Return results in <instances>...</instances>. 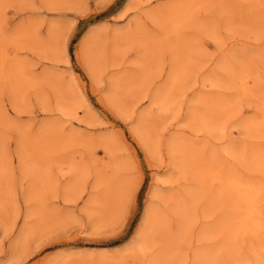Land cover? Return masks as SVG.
<instances>
[{"label":"rangeland","instance_id":"obj_1","mask_svg":"<svg viewBox=\"0 0 264 264\" xmlns=\"http://www.w3.org/2000/svg\"><path fill=\"white\" fill-rule=\"evenodd\" d=\"M0 264H264V0H0Z\"/></svg>","mask_w":264,"mask_h":264},{"label":"bare ground","instance_id":"obj_2","mask_svg":"<svg viewBox=\"0 0 264 264\" xmlns=\"http://www.w3.org/2000/svg\"><path fill=\"white\" fill-rule=\"evenodd\" d=\"M243 87H244V89H246L247 86L244 85ZM219 106H220V108L224 109L223 105H219ZM225 185H226L227 189L230 190V193H233V194L235 193V191L238 192L240 190L241 195H245V196L250 197L252 195L251 192L253 193V190L256 191V189H254L255 187L253 188V186H251L250 184L243 183V182L237 180V178H234L233 176L228 177ZM258 205H259V202L258 203L257 202H250V208L252 210L250 208L249 209H250L251 215L249 217H245L247 220V226H248L247 230H245V232H247V234L255 235V234H257L258 230L262 229V227H263V225L260 222H258V216L256 215L259 213ZM239 232L242 233L244 231L241 230V228H240Z\"/></svg>","mask_w":264,"mask_h":264}]
</instances>
